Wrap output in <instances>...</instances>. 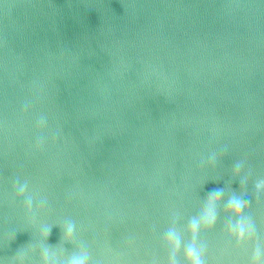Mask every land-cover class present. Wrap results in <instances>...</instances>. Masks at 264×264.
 <instances>
[{
	"label": "water",
	"instance_id": "1",
	"mask_svg": "<svg viewBox=\"0 0 264 264\" xmlns=\"http://www.w3.org/2000/svg\"><path fill=\"white\" fill-rule=\"evenodd\" d=\"M259 178L264 0H0V264H166L217 189L204 264H249L224 201L264 240Z\"/></svg>",
	"mask_w": 264,
	"mask_h": 264
},
{
	"label": "clouds",
	"instance_id": "2",
	"mask_svg": "<svg viewBox=\"0 0 264 264\" xmlns=\"http://www.w3.org/2000/svg\"><path fill=\"white\" fill-rule=\"evenodd\" d=\"M37 129H43L45 121L37 119L35 121ZM44 137L37 136L35 143L37 146H42ZM240 171V165L237 164L234 168V173ZM25 185L19 186V191L23 192ZM255 188L258 191L264 190V178H259L255 182ZM222 190L217 189L208 193L203 205L197 216L191 217L185 225L186 231L189 233L187 243L181 247V240L174 226L167 227L161 235V243L167 250L166 264H177V254L180 253L183 257L184 264H204L203 255L205 248L202 244L197 242V234L202 227L212 225L216 220V205L220 201ZM29 208H31V198L26 201ZM247 201L239 195H232L224 201V209L228 213L229 222L226 224V230L229 237L235 241L236 244L253 241L254 246L251 249L249 264H264V240L260 239L257 235L255 224L242 216V211L245 208ZM235 222H232V218ZM74 225L68 223L64 229L65 237H70L73 233ZM45 235L47 230H45ZM47 257V250H45V258ZM45 264H48L45 259ZM64 264H89L88 255L86 252L81 251L71 255Z\"/></svg>",
	"mask_w": 264,
	"mask_h": 264
}]
</instances>
